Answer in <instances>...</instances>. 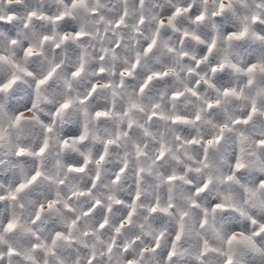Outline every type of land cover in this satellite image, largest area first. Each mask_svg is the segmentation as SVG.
I'll return each mask as SVG.
<instances>
[{"label":"clouds","instance_id":"clouds-1","mask_svg":"<svg viewBox=\"0 0 264 264\" xmlns=\"http://www.w3.org/2000/svg\"><path fill=\"white\" fill-rule=\"evenodd\" d=\"M0 264H264V0H0Z\"/></svg>","mask_w":264,"mask_h":264}]
</instances>
